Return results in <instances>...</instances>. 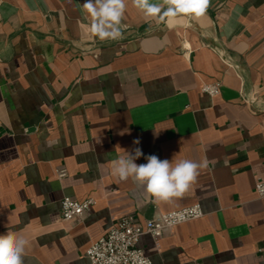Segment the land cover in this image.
<instances>
[{
  "label": "crops",
  "instance_id": "obj_1",
  "mask_svg": "<svg viewBox=\"0 0 264 264\" xmlns=\"http://www.w3.org/2000/svg\"><path fill=\"white\" fill-rule=\"evenodd\" d=\"M125 2L123 38L100 40L85 0H0V234L29 240L23 264H89L115 218L199 204L202 217L156 244L139 238L152 264H264V0H210L190 27ZM212 83L218 95L201 90ZM137 147L138 165L156 155L208 167L157 205L113 174ZM65 197L94 204L66 222Z\"/></svg>",
  "mask_w": 264,
  "mask_h": 264
},
{
  "label": "clouds",
  "instance_id": "obj_2",
  "mask_svg": "<svg viewBox=\"0 0 264 264\" xmlns=\"http://www.w3.org/2000/svg\"><path fill=\"white\" fill-rule=\"evenodd\" d=\"M133 5L140 9L145 17L166 19L169 26H177L179 21H191L204 17L210 0H162L156 3L152 0H132ZM88 16L90 24L85 29L100 40H118L123 38L122 19L126 11L125 0H85L82 5ZM140 143L139 139L133 141ZM123 150V149H122ZM126 156L112 160V171L120 180L131 178L142 185L147 198L154 204H172L183 198L196 183L200 171L208 167V160L197 163L189 159L161 160L156 155L145 157L146 163L137 164L143 153L139 147ZM258 189L260 186L258 185ZM201 214L200 207L194 206L179 212H172L165 218L169 227L185 222L189 217L196 218ZM29 240L15 231L8 230L0 234V264H23V254Z\"/></svg>",
  "mask_w": 264,
  "mask_h": 264
},
{
  "label": "built area",
  "instance_id": "obj_3",
  "mask_svg": "<svg viewBox=\"0 0 264 264\" xmlns=\"http://www.w3.org/2000/svg\"><path fill=\"white\" fill-rule=\"evenodd\" d=\"M201 90L210 96H215L219 94L220 84H205L201 87ZM55 174L57 177L62 178L66 176V171L57 169ZM258 185L260 189H258ZM254 191L258 198H264V182L255 184ZM93 204L94 201L91 198L73 200L65 197L60 202L61 219L66 222H77ZM197 205L200 207L199 204H193L171 212L157 213L152 218L142 222L136 221L131 215L115 218L108 232L91 242L84 255L89 264H152L151 260L137 246L139 238L148 235L156 244L176 226L198 219L203 214L201 211L199 217H189L185 222L171 227L166 223V217H169L172 212L183 211Z\"/></svg>",
  "mask_w": 264,
  "mask_h": 264
}]
</instances>
